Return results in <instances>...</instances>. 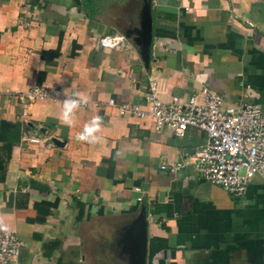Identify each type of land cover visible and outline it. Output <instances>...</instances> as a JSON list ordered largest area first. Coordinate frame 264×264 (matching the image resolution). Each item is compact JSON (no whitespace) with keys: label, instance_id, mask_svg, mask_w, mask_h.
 I'll return each mask as SVG.
<instances>
[{"label":"crops","instance_id":"crops-1","mask_svg":"<svg viewBox=\"0 0 264 264\" xmlns=\"http://www.w3.org/2000/svg\"><path fill=\"white\" fill-rule=\"evenodd\" d=\"M143 6L0 0V216L22 242L17 264H132L129 230L142 213L144 264H264V179L234 196L194 169L205 132L158 131L107 103L144 105L153 81L164 101L201 100L207 86L226 104L264 108V0H150L148 67L136 33L99 44L138 30ZM35 86L60 95L23 117L18 95ZM65 90L90 100L71 128L58 119ZM94 115L103 143L78 142ZM26 131L42 141L24 140Z\"/></svg>","mask_w":264,"mask_h":264},{"label":"built area","instance_id":"built-area-1","mask_svg":"<svg viewBox=\"0 0 264 264\" xmlns=\"http://www.w3.org/2000/svg\"><path fill=\"white\" fill-rule=\"evenodd\" d=\"M125 40L123 34H105L99 38V44L113 48ZM59 95V90L42 86L20 93L21 116H27L26 107L35 100ZM107 103L116 106L122 116L149 118L158 131L168 128L182 136L193 127L205 132V141L191 160L194 169L203 180L221 186L234 196L244 194L254 177L264 179V108L260 105L226 104L216 90L207 86L201 88V100L190 95L164 101L158 97L153 81L144 105L115 104L111 98ZM23 139L32 143L42 141L39 135L29 131L24 132ZM169 169L175 171L178 166ZM21 246L14 230L0 231V264H17Z\"/></svg>","mask_w":264,"mask_h":264},{"label":"water","instance_id":"water-1","mask_svg":"<svg viewBox=\"0 0 264 264\" xmlns=\"http://www.w3.org/2000/svg\"><path fill=\"white\" fill-rule=\"evenodd\" d=\"M136 33V34H135ZM125 36L132 34L134 42L140 48V57L145 66L149 65V48L152 40V24L150 15V0H144L141 26L138 30L127 29ZM57 145H63L64 141L52 138ZM132 264H144L146 255V220L142 213L129 230Z\"/></svg>","mask_w":264,"mask_h":264},{"label":"clouds","instance_id":"clouds-1","mask_svg":"<svg viewBox=\"0 0 264 264\" xmlns=\"http://www.w3.org/2000/svg\"><path fill=\"white\" fill-rule=\"evenodd\" d=\"M90 103L89 97L79 93L74 92L72 94H68L65 90V99L62 103V110L58 117L60 122L71 128L74 125V117L77 109H79L82 105H88ZM103 126V117L100 115H94L90 118V120L84 124L83 129L76 134L75 139L78 142H85L88 144H102L103 136L100 135L102 133ZM120 155V153H117ZM0 230L8 231V225L5 223L4 217L0 216Z\"/></svg>","mask_w":264,"mask_h":264},{"label":"rangeland","instance_id":"rangeland-1","mask_svg":"<svg viewBox=\"0 0 264 264\" xmlns=\"http://www.w3.org/2000/svg\"><path fill=\"white\" fill-rule=\"evenodd\" d=\"M256 178V177H255ZM246 191V190H245Z\"/></svg>","mask_w":264,"mask_h":264}]
</instances>
